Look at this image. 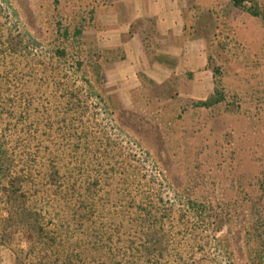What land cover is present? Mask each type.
I'll list each match as a JSON object with an SVG mask.
<instances>
[{"label":"trees","instance_id":"16d2710c","mask_svg":"<svg viewBox=\"0 0 264 264\" xmlns=\"http://www.w3.org/2000/svg\"><path fill=\"white\" fill-rule=\"evenodd\" d=\"M106 1L42 17L30 0H0V251L20 232L29 248L14 264H264L263 167L199 194L215 184L195 165L203 150H182L180 118L106 90V52L86 34ZM232 1L264 21V0ZM196 24L188 35L208 37ZM222 101L214 90L189 103Z\"/></svg>","mask_w":264,"mask_h":264},{"label":"rangeland","instance_id":"374dc122","mask_svg":"<svg viewBox=\"0 0 264 264\" xmlns=\"http://www.w3.org/2000/svg\"><path fill=\"white\" fill-rule=\"evenodd\" d=\"M58 1L30 0V3L36 13L41 11L42 17L53 15V7H58L60 14H67L69 0ZM189 3L188 24L196 22V28L201 27L209 35L214 90L223 101L206 110L170 95H159L158 101L150 99L145 109L141 97L126 108L135 106L143 112L158 109L164 117H179L172 127L177 137H184L182 150L186 153L203 150L195 165L200 166L205 180L215 184L199 194L214 189L213 193L219 195L236 175L255 176L260 167L264 174V21L234 7L232 0H189ZM250 4V0L244 2L246 6ZM173 144L177 143H166ZM175 160L194 161L190 156ZM182 177L185 178L184 174ZM210 234L224 239L225 229H211ZM28 248L25 236L15 233L9 245L0 251L5 253L1 255L2 261L14 264L15 255Z\"/></svg>","mask_w":264,"mask_h":264},{"label":"crops","instance_id":"0c3cea01","mask_svg":"<svg viewBox=\"0 0 264 264\" xmlns=\"http://www.w3.org/2000/svg\"><path fill=\"white\" fill-rule=\"evenodd\" d=\"M189 14V0H107L95 10L86 34L106 52L105 87L123 107L153 94L188 103L213 95L210 41L188 35Z\"/></svg>","mask_w":264,"mask_h":264}]
</instances>
